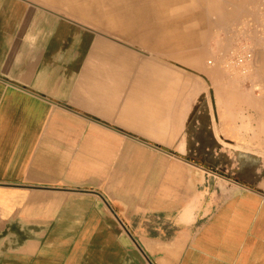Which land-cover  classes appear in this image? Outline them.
Instances as JSON below:
<instances>
[{
  "label": "crops",
  "instance_id": "crops-1",
  "mask_svg": "<svg viewBox=\"0 0 264 264\" xmlns=\"http://www.w3.org/2000/svg\"><path fill=\"white\" fill-rule=\"evenodd\" d=\"M120 34L98 38L48 0H0V264H264V162L208 148L240 141L241 111L264 141L255 78L248 91ZM98 40L118 47L106 62ZM131 53L157 74L136 75Z\"/></svg>",
  "mask_w": 264,
  "mask_h": 264
},
{
  "label": "rangeland",
  "instance_id": "rangeland-1",
  "mask_svg": "<svg viewBox=\"0 0 264 264\" xmlns=\"http://www.w3.org/2000/svg\"><path fill=\"white\" fill-rule=\"evenodd\" d=\"M238 1L48 0V4L59 7L64 12L66 20L80 21L83 26L89 27L98 38L121 37L120 33L127 35L130 40L138 42H130V45L139 49L144 48L145 52L151 51V58L155 57L153 53L157 51L158 56L164 62L174 64L179 68L202 67L205 71H211L223 67L229 74L234 75L241 86L248 91L250 80L253 81L255 78L256 83L251 85L252 89L249 91L250 97H254V93L259 94V92L264 95L262 87L264 61H261L264 50V0H259L256 10L253 0H244L246 5L244 12L234 13ZM169 26L171 28H167ZM261 43L263 44L260 45ZM242 44L247 45L253 51V60L246 65L244 73L227 64L230 52L239 50ZM105 48H108L110 55H115L118 47L102 46L98 40L97 54L102 62L109 60L106 57V51L103 50ZM130 55H133L139 62L138 66L129 67L135 71L136 75L148 73L153 77L157 74V61L143 60L140 62L141 58L136 53ZM254 69L257 70L255 74ZM213 88L214 91L217 89L219 92L218 86L211 87L210 85L209 93L203 98V102L208 105L210 118L217 116L213 106ZM247 96L243 95V102L248 101ZM220 100H217L216 105L222 107ZM238 114L242 122L246 121V124L242 125L239 130L240 141L210 142L209 152L219 153L221 151L222 157L228 154L233 155L236 160L235 164L242 167L249 161V156L256 152V148L258 150L256 153L264 162V141L249 140V133L252 131L248 124L249 112L241 111ZM218 115L232 116L227 111L220 113L218 111ZM256 118L257 121L264 119V111L258 109ZM257 129L259 133L260 127L258 126ZM197 145L199 146L200 143L193 144L194 147ZM196 160L200 159L196 158ZM208 160H213L215 164H218L227 159L218 157L204 159L205 162Z\"/></svg>",
  "mask_w": 264,
  "mask_h": 264
},
{
  "label": "built area",
  "instance_id": "built-area-1",
  "mask_svg": "<svg viewBox=\"0 0 264 264\" xmlns=\"http://www.w3.org/2000/svg\"><path fill=\"white\" fill-rule=\"evenodd\" d=\"M253 60V51L250 47L242 44L239 50H233L227 57V64L240 69L243 73L246 71V65Z\"/></svg>",
  "mask_w": 264,
  "mask_h": 264
}]
</instances>
